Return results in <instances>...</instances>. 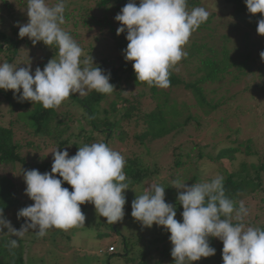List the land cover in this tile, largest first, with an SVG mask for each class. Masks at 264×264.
I'll use <instances>...</instances> for the list:
<instances>
[{
    "label": "trees",
    "instance_id": "trees-1",
    "mask_svg": "<svg viewBox=\"0 0 264 264\" xmlns=\"http://www.w3.org/2000/svg\"><path fill=\"white\" fill-rule=\"evenodd\" d=\"M16 1V4L21 7L20 0ZM56 2L57 0H46L50 7L55 5ZM136 2L138 5L139 0H136ZM226 2L234 3L237 6L235 15L232 17L244 22L251 29L252 34L249 32L242 34V28L238 23L209 27L208 25L211 24L213 18L217 17L219 19L220 16L213 15L208 17L207 21L192 33L188 41L189 55L184 61L188 66L191 64L192 58L198 55L203 56L204 51L209 54L205 58L200 57L201 67L197 69V72H202V76L195 82L186 83L170 69V86L168 88L150 86L146 82L137 81L132 67L134 62L123 60L121 65H116L109 70L111 73L110 83L116 89L110 95L97 93L93 90L86 96L78 94L70 96L58 108L45 109L40 103H32L31 101L17 102V99L13 97L12 90L5 91L0 89V111L3 108L2 105H5L9 111L16 112V115L21 117V119H26V125L28 126L26 128L29 131V135L40 137L45 147H57L59 151L66 149L69 154L74 155L79 147L94 142H104L113 150L118 151L115 143L117 141L125 143L132 137L133 141L129 142L131 147L135 148L138 146L142 150L140 154L134 153V150H130L129 154L127 152L121 153L126 158L124 171L130 180V188L125 190L127 200L124 207L125 212L131 208L130 205L135 199H130V192L134 188L142 189L143 192L144 183L147 180L156 178L165 187L166 202L175 206L176 219L182 222L181 213L183 207L177 199L178 192L182 190L173 187V182L179 179L189 186L194 183L210 182L213 177H208L210 173L209 165L215 164L218 166V172L224 178L226 197L237 202V204L243 201L249 210V215L245 219L246 226L264 228V225H262L264 224V145L261 148L257 147L253 138L240 139L241 128H229L227 131L236 136L234 139L236 147H221L217 155H214V151L222 143V140L217 139L218 135L226 131L223 129V125L227 124V118H221L216 121L218 126L213 129L211 135L214 141L213 144H207L202 147L195 146L192 150L185 146H178L180 152L178 154L174 153L176 159L173 164L169 165V168L172 167V169L169 171L168 178L159 180L158 177L163 171L161 166L148 161V157L151 156L149 144L163 140L174 133H183L187 129H193L196 132L199 129L201 130V120L203 118L198 112H202L204 116H209L223 107L230 108L237 101L235 99L241 98V96L243 98V94L252 101L256 99L254 94L257 88L264 91L263 82L262 87L260 85L257 87L248 85L241 93L231 96L227 95L230 93L231 86L243 82L247 76H254L258 71L248 64L249 56L246 57L245 61L240 62L238 56L234 59L232 54L236 55L235 53H239L238 51L241 52V44L248 47L251 41L263 43L261 41L262 38L258 36L260 34L257 32V22L262 18L261 14L249 13L244 0H226ZM127 3L128 0H66L65 22L61 27L83 49L82 56L85 54V58L91 57L92 53L91 50L88 51L87 46L82 45L83 39H81L80 34H77V28L82 22L85 26L94 24L109 31L113 49L124 57L123 50L126 49L128 44L126 40L127 32L125 31V33L118 36L115 24L110 22V16H116L120 13L122 7ZM196 7H201V0H187L188 10ZM5 10L12 13L17 9L13 7L12 3H8L7 0H0V11L3 12ZM22 19L25 21L23 16L19 20ZM0 22H2L0 24V63L9 62L19 65V67H23L22 63L25 65L30 63L32 71L35 72L37 67L43 70L49 60L53 58L59 59L56 45L47 46L42 41L33 45L27 37L21 39L18 36L19 28L17 26L12 25L11 22L2 20ZM205 28L211 30L212 33H216L219 28H221V31H225L224 34L218 38L216 37L223 44L221 50L215 49L213 45L206 43V40L212 39L213 35H205V33L198 35ZM94 38L99 45H102L106 40V38ZM51 52L54 53L52 54ZM36 53L42 54L41 61H36L32 58L38 56ZM106 62L107 60L104 59L103 64ZM100 68L105 70L104 66ZM227 79L229 81L222 83ZM207 82L212 84L222 83L220 89L225 92V95L218 102L207 100L202 86V84ZM180 87L190 92L196 105H192L186 100L180 102L179 98H175L176 92L173 90L177 91ZM136 89H141V92L132 96L127 95V92L135 91ZM216 92L213 91V93ZM147 93L152 94L153 101H156V105L153 108L149 107V110H145V102H143V97ZM110 97H113L112 101H109ZM261 102L264 103V95ZM261 102L257 101V104L262 105ZM239 107L240 113L233 114V116L239 118L240 115H248L252 121L250 129L253 132L258 130L259 125H264V114H256L253 111L256 109L255 107L247 106L244 108L241 104ZM193 109L197 111L195 112ZM15 122L17 121H11L9 125L0 124V166L7 164L15 166L19 164L21 166L20 171H26L30 167L26 164L21 153L22 145L16 143L15 130L13 128ZM262 132L264 134V129ZM33 142L28 140L27 145L31 146ZM130 153L132 154L130 155ZM237 154L244 155V160L238 168L234 167L230 171L225 166V160L233 165L237 159ZM51 166L52 164L49 162H42L33 166V169H38L41 173H44L50 172ZM62 187L72 191L71 186L66 182L62 184ZM19 189L22 188L14 179L0 175V208H3L4 215L10 212H15L16 214L20 210L21 200L17 198ZM171 195H173L171 198L168 197ZM90 204L81 205L83 213L89 209ZM104 222L106 223V221ZM233 223H236V221L233 220ZM106 226L109 230L107 234L110 233L109 235H111L114 231L112 229L113 224L106 223ZM152 228L153 230L149 232L153 233L152 235L146 237L143 234L140 237L141 244L140 242L133 243L131 241L130 243L125 236H122L120 245L116 246V241H113L108 246L106 253L108 256H122L124 253L125 255H133L129 257L131 263L128 262V264H162L164 259H170V264H174L170 254L172 248V244L169 241L170 232L156 225H153ZM97 229L99 231L101 227L97 226ZM104 234H96L94 239L100 240L102 235L105 236ZM10 240V237L7 236L0 238V264L38 263L33 262L31 259L27 262L25 255H19V250L18 253L16 252L17 248L12 250ZM209 242L210 246L216 249V254L212 257L201 258V260L194 261L192 264H223L222 241L210 237ZM110 248H114V252H109ZM134 250H141L142 256L134 254ZM156 253H159L160 260L153 259Z\"/></svg>",
    "mask_w": 264,
    "mask_h": 264
},
{
    "label": "clouds",
    "instance_id": "clouds-1",
    "mask_svg": "<svg viewBox=\"0 0 264 264\" xmlns=\"http://www.w3.org/2000/svg\"><path fill=\"white\" fill-rule=\"evenodd\" d=\"M244 2L249 13L261 14L257 32L264 36V0ZM65 7L66 0H57L51 7L46 0H28V22H16L21 39L27 37L33 45L40 41L56 45L59 55L58 60H49L43 70L37 67L34 74L30 63L28 67L0 63V89L12 90L17 102L31 101L45 109H55L75 94L86 96L95 90L110 95L116 90L110 83V71L93 67L91 57L81 60L83 49L61 27ZM209 15L204 7L189 11L187 0H139L138 5L136 0H128L114 19L121 25L117 35L127 32L123 55L125 61L134 62L137 81L168 88L170 69L187 57L185 46ZM259 55L264 62V51ZM50 153V172L23 171L25 194L34 201L17 212V219L26 218L25 223L17 230L0 208V233L7 229L6 233L22 239L29 230L44 237L53 228L68 231L85 226L81 205L86 203L93 204L108 224L123 220L125 190L130 188V180L120 152L104 142H94L79 147L72 156L66 149ZM65 182L72 191L62 187ZM172 186L182 190L177 196L183 207L182 222L176 219L175 206L166 202L165 187L158 181L145 186L143 194L132 201L131 216L143 228L156 225L170 232L174 264H192L214 256L216 249L210 246V237L223 243V264H264V228L246 226L249 210L243 201L237 204L226 197L223 176L190 186L177 179ZM17 246L18 240L11 239L10 247Z\"/></svg>",
    "mask_w": 264,
    "mask_h": 264
},
{
    "label": "rangeland",
    "instance_id": "rangeland-1",
    "mask_svg": "<svg viewBox=\"0 0 264 264\" xmlns=\"http://www.w3.org/2000/svg\"><path fill=\"white\" fill-rule=\"evenodd\" d=\"M8 3H12L13 7L17 10L15 12L9 13L8 10L0 11V20L4 22H11L12 25H16V22H20V24H26L29 20V17L27 15V4L28 0H20L21 7L16 4V0L14 3V0H7ZM201 7H204L209 13L210 16H217L219 15L220 18L217 17L213 18V21L211 24H209V27L217 26V25H227L228 23H238V25L242 28L241 33H251V29L240 19L232 17L235 15V10L237 6L234 3L226 2V0H201ZM191 11V10H189ZM94 14V13H93ZM23 16L25 21L19 20L20 17ZM110 22L115 24V28L120 27V23L117 22L114 18L115 16H110ZM2 18V19H1ZM2 24V22H0ZM229 26V25H228ZM205 35H213L212 39H207L206 43L209 45H213L215 49L221 50L223 48V44L217 40L219 36L225 33V31H221V28L216 33H212L211 30L205 28L203 29L198 35L201 34ZM77 34L81 35V39H83L82 45L87 46L88 51L91 50V59L94 63L92 65L93 67L96 65L98 67L104 66L106 71H109L114 66H119L123 63L124 57L118 53V51L113 49L112 46V39L110 37V32L106 29L99 28L97 25H91V26H85V24L80 23L77 28ZM260 38H262V43L260 44L259 41L256 42H250V46H245L244 44H241L242 50L239 53H235L236 55L232 54V57L234 59L236 56H238L239 61L243 62L245 61L246 57L249 56V65L254 67V70L257 69L258 71L254 76H247L243 80V82L239 84H234L230 87V93L227 94L229 96L234 95L236 93H241L248 85L250 87H257V86H263L264 82V62L261 61L260 58V52L264 51V37L262 35H258ZM94 37L99 38H106L105 42L102 45H99L98 42H96ZM217 37V38H216ZM253 37V36H252ZM188 45L185 46V51H187L189 55V42ZM239 49V47H238ZM52 51V50H51ZM49 52V51H48ZM52 54L54 52H51ZM50 53V54H51ZM38 56L35 58L32 57L34 60L41 61L42 54L36 53ZM187 55V57H188ZM209 54L204 51L203 56L198 55L195 58L191 59V64L186 65L184 63L185 58H182L180 62L176 66L172 68V70L179 75L186 83L195 82L198 78L202 76V72L198 73L197 69L201 67L200 63V57L205 58ZM51 56V55H50ZM90 58V56H89ZM57 59V58H56ZM84 56H82L81 60H84ZM107 60L105 64H103V60ZM23 67H28V65L23 64ZM32 74H34V71H32ZM254 79V80H253ZM227 80H224L222 83H225ZM222 83H204L202 84L205 95L207 97V100L218 102L222 96H224L225 92H223L222 89H220V85ZM169 91V90H167ZM175 98H179V101L182 102L183 100L189 101L192 105H196V102L193 100V98L190 95V92L186 90L185 88L180 87L177 91L174 89ZM213 91H217L216 93H213ZM141 89H136L135 91L127 92L128 96H132L133 94L140 93ZM258 92V93H256ZM171 93V92H170ZM19 95V94H18ZM264 91L257 88L255 90L254 98L255 100H249L248 97L243 94V98L241 96L238 97L237 101L234 102V104L230 108L223 107L221 110H217V112L212 113L209 116H204L202 112H198L199 115L202 116L201 120V130L199 129L197 132L193 129H187V131L178 134H172L168 136L167 138H164L163 140H160L158 142H154L149 144L151 149V156L148 157V161L151 163H157L158 166H161L162 173L159 175L158 179L162 180L164 178L169 177V171L172 169L169 168L170 164H173L174 160L176 159L174 156V153H179L178 146H185L188 147L189 150H192L195 146H205L207 144H213L214 141L211 137L212 131L215 127L218 126V120L221 118H227V124L224 126L223 129L226 130L222 132L220 135H218L217 140H222L220 143V147L214 151V155H217V152H219L222 148H233L236 147V144L234 143L235 135L228 132L227 130L229 128L231 129H239L241 128V135L240 139L247 140L249 138H253L257 147H262L264 145V134L262 130L264 129V125L260 126L257 131L253 132L250 128V125L252 124V121L250 120V117L248 115H240L239 118L234 117L233 114H239L240 113V104L244 108L249 107H255L256 109L253 110L256 114L263 115L264 114V103L261 102V99L263 100ZM179 96V97H178ZM228 96V97H229ZM113 97H110L109 101H112ZM257 101L261 102L262 105H258ZM143 102L145 110H149L153 108L156 105V101H153L152 94L147 93L145 97H143ZM237 102V103H236ZM3 108L0 111V124L3 123V125H9L11 121H17L13 124V128L15 130V140L16 143H19L22 145L21 153L23 155V158L25 159L26 164L30 167L31 170L33 169V166L36 164L42 163V162H49L53 163V154L50 152L55 151L57 147L52 148L45 147L44 143L42 142L40 137H33L29 135V131L26 127V119H21V117L16 115V112L9 111L5 105H2ZM197 109V108H196ZM196 109H193V111H197ZM14 116H13V115ZM21 123V124H19ZM261 129V130H260ZM260 130V131H259ZM28 140L34 141L33 145L28 146L27 142ZM133 141V138L130 137V139L125 142L121 143L119 141H115V147L118 149L120 153L127 152L129 154L130 150H134V153L140 154L141 150L140 147L136 146L135 148L131 147L130 143ZM114 147V148H115ZM197 153V151H195ZM132 153H130L131 155ZM70 156L74 154H69ZM237 159L234 161L233 165L230 164L229 161L225 160V166L229 168L230 171H232V168L236 167L238 168L241 164V162L244 160V155L237 154ZM125 158V157H124ZM126 159V158H125ZM210 167V173L208 177H214L216 175H220L218 172V166L215 164L209 165ZM208 168V166H207ZM21 170V166L12 164L2 165L0 166V175L8 176L12 179H14L15 182L18 183L20 186L19 193L17 195V198H20L21 202L19 205V208L22 209L24 207L30 206L34 204V201H32L26 194H25V188L26 184L23 179V171ZM153 181H158L156 178L152 180H147L144 185L147 186L148 184L152 183ZM142 189L138 190L137 188H134L130 192V199L136 198V196L142 195ZM168 196V197H172ZM131 206V205H130ZM132 208L127 209L125 212V216L122 221H119L117 223H114L112 226V229L114 230L111 235L107 234L109 231L106 223V218L99 216L96 213L95 207L93 204H90L89 209L84 213L86 216L85 220V226L82 227H75L71 228L68 231L60 230V229H50L48 230V233L44 237H38L34 232H31L33 230H29V233H26L25 236L21 238L13 237L11 234L6 233L7 229H4L5 233H0V238L3 236L10 237V239H17L18 240V246L17 253L19 250V255H25V259L28 262L30 259L33 262H38L37 264H128L131 263L129 261V257H132L133 255H125L122 254V256H108V254L105 252L107 250V246H109V242L111 243L113 241H116V246L120 245V240L122 239V236H125L127 240L130 242H140V237L143 236V234L147 237L149 235H152L149 233L153 228H143L140 224V222L136 221L131 216ZM8 220L11 221V224L14 228L17 230L20 229L21 225L25 222L26 218L21 217L20 219H17V213L10 212L6 213L4 215ZM118 225V227H117ZM264 225V224H262ZM97 226H100L101 229H97ZM163 228V227H162ZM100 233H105L100 240L94 239V236ZM218 239V238H216ZM20 240V241H19ZM130 242V243H131ZM110 243V244H111ZM15 248H12L15 249ZM119 248V247H118ZM15 253V251H14ZM27 253V255H26ZM16 254V255H18ZM134 254H140L142 256L141 250H134ZM157 254V255H156ZM154 254L155 258L160 260L159 253ZM11 259V258H10ZM170 259H164L162 264H170ZM152 264V263H151Z\"/></svg>",
    "mask_w": 264,
    "mask_h": 264
},
{
    "label": "built area",
    "instance_id": "built-area-1",
    "mask_svg": "<svg viewBox=\"0 0 264 264\" xmlns=\"http://www.w3.org/2000/svg\"><path fill=\"white\" fill-rule=\"evenodd\" d=\"M109 252H114V248H110L109 249Z\"/></svg>",
    "mask_w": 264,
    "mask_h": 264
},
{
    "label": "crops",
    "instance_id": "crops-1",
    "mask_svg": "<svg viewBox=\"0 0 264 264\" xmlns=\"http://www.w3.org/2000/svg\"><path fill=\"white\" fill-rule=\"evenodd\" d=\"M110 243H111V241L109 242V245H110ZM107 248H108V246H107ZM106 252V251H105Z\"/></svg>",
    "mask_w": 264,
    "mask_h": 264
}]
</instances>
